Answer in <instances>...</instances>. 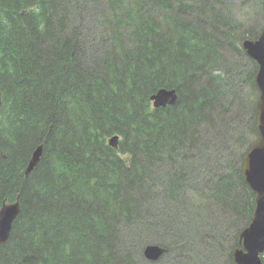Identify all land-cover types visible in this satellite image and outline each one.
<instances>
[{
	"label": "trees",
	"instance_id": "1",
	"mask_svg": "<svg viewBox=\"0 0 264 264\" xmlns=\"http://www.w3.org/2000/svg\"><path fill=\"white\" fill-rule=\"evenodd\" d=\"M233 2L0 0V210L21 203L0 264L186 262L219 225L215 242L235 264L256 207L243 165L259 139V89L257 64L235 69L228 54L245 59L259 31L242 28ZM161 89L177 104L154 108ZM234 119L228 157L214 163L212 144ZM148 245L165 254L147 261Z\"/></svg>",
	"mask_w": 264,
	"mask_h": 264
},
{
	"label": "water",
	"instance_id": "2",
	"mask_svg": "<svg viewBox=\"0 0 264 264\" xmlns=\"http://www.w3.org/2000/svg\"><path fill=\"white\" fill-rule=\"evenodd\" d=\"M264 3V0H262ZM264 31V30H263ZM245 54L258 66L255 82L259 89L257 102V131L259 135L244 158L243 177L249 189L256 195V207L251 223L240 235V245L233 252L235 264H264V32L258 39L246 40L243 43ZM179 96L176 90L161 89L151 97L154 108H167L177 104ZM1 106V93H0ZM120 138L115 136L109 145L118 148ZM44 152V144L32 154L25 177H30L39 165ZM21 214V203L4 204L0 210V247L10 239L12 227ZM165 248L159 245H148L144 256L149 261H158L165 254Z\"/></svg>",
	"mask_w": 264,
	"mask_h": 264
},
{
	"label": "rangeland",
	"instance_id": "3",
	"mask_svg": "<svg viewBox=\"0 0 264 264\" xmlns=\"http://www.w3.org/2000/svg\"><path fill=\"white\" fill-rule=\"evenodd\" d=\"M244 1L245 0H234V2L231 5V13L233 15H236L237 17H239L241 20L244 21V25L242 27L244 30H248L250 27L257 25L255 27L258 28L259 33L257 34V37L259 38L261 36V34L264 32L263 31L264 30V11H262L261 8L255 2L250 1V3H244ZM99 5H96V6L98 7ZM100 6H102V5H100ZM88 25H90V24H88ZM228 55L232 59H234V62H232V66L235 67V69H241V66L244 65V67H246V70H248L249 67L246 64H248L249 66L251 65V61L249 60V57L246 54H245L246 55V58H245L246 61H245V59H241V58L237 59L233 54H232L233 56H231L230 54H228ZM233 57H235V58H233ZM239 60L242 62H240ZM244 91L246 93L245 87H244ZM247 99H248V102L251 103L248 97H247ZM251 107H252V104H251ZM252 109H253V107H252ZM247 117L251 118V120L253 122V119H254L253 114L250 115L248 113V114H246L245 118L247 119ZM234 121H235V119L233 121L231 120L228 122V126H230L232 128L228 127L226 129H224L222 131V133L218 134L217 140L215 139V143L212 144L211 149H212L213 155L210 154V156H213L212 161L214 160V163L218 162L220 157H222V161H225L226 158L228 157L227 151L225 150L224 146H226V143H227V145L228 144L230 145V140L237 134V129H238L237 127L239 126V124L237 122H234ZM228 132H229V134L227 135ZM216 166L219 167L218 164H216ZM195 175L196 174H194L192 176V178ZM198 178L201 179L200 186H202V185L205 186L206 183L204 181V178H201V177H198ZM230 218L231 217L229 215L224 214V215L220 216V222L219 223H222V225H224V226H226V225L229 226L231 223ZM206 222H208V221L205 220V218L204 219L201 218L199 220V222H197L196 224H202L203 223L204 227H205ZM219 226H221V225H219ZM219 226H214L213 229L211 228L209 230H206L207 232H206V235H204L205 237L203 239H200V237L195 238L196 242H195V247L193 249V253L187 258L186 262L181 261L180 257L175 258L174 256H172V257L168 258L167 262L164 264H227L226 262H224L226 259L224 260V258H223V257H225V255L223 254L224 252L222 251V248L220 247L221 243H218L217 241L215 242L216 236H218V234L221 232V231H219L220 230ZM231 230H232L231 233L229 231H226V230L223 231L225 233L224 239L227 240L226 242H229V244L227 245L228 250L230 249V247H232L230 244L231 240L228 238L234 237L232 235L234 228H232ZM224 239H223V242H225ZM144 258L146 259L145 256H144ZM195 258H196V261H194ZM146 260L149 261L148 259H146ZM263 261H264V255H263Z\"/></svg>",
	"mask_w": 264,
	"mask_h": 264
},
{
	"label": "bare ground",
	"instance_id": "4",
	"mask_svg": "<svg viewBox=\"0 0 264 264\" xmlns=\"http://www.w3.org/2000/svg\"><path fill=\"white\" fill-rule=\"evenodd\" d=\"M170 90H171V89H170ZM118 137H119V136H118ZM253 213H254V212H253ZM252 216H253V215H252ZM247 227H248V226H247ZM247 227H246V228H247ZM246 228H245V229H246ZM245 229H244V230H245ZM244 230H243V231H244ZM243 231H242V232H243ZM240 235H241V233H240ZM240 235H239V239H238L239 241H240Z\"/></svg>",
	"mask_w": 264,
	"mask_h": 264
},
{
	"label": "flooded vegetation",
	"instance_id": "5",
	"mask_svg": "<svg viewBox=\"0 0 264 264\" xmlns=\"http://www.w3.org/2000/svg\"><path fill=\"white\" fill-rule=\"evenodd\" d=\"M259 97H260V94H259ZM259 100V99H258ZM258 102V101H257ZM256 113H257V106H256ZM242 248V247H241Z\"/></svg>",
	"mask_w": 264,
	"mask_h": 264
}]
</instances>
